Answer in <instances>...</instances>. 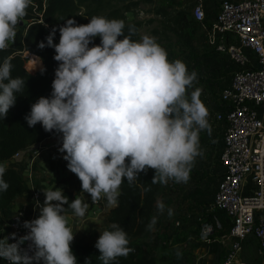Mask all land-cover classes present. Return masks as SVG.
<instances>
[{
  "label": "trees",
  "instance_id": "obj_1",
  "mask_svg": "<svg viewBox=\"0 0 264 264\" xmlns=\"http://www.w3.org/2000/svg\"><path fill=\"white\" fill-rule=\"evenodd\" d=\"M2 2L0 162L7 163L0 167V213L5 214L26 188L23 174L9 163L13 155L79 121L82 128L100 132L94 143L100 171L108 174L117 193L109 209L105 239L71 243L59 264H157L154 255L142 249L139 238L150 229L153 218L165 220L166 211H154L156 197L164 191L167 179L182 175L165 169L172 136H148L156 115L167 107L168 93L158 46L140 44L143 21L127 19L126 13L138 2ZM173 2L154 11L163 16L168 29L190 43L200 30L198 22ZM25 53L39 57L42 65L27 70ZM26 65L34 64L29 60ZM194 88L195 84H187V91ZM73 162L71 155L65 156L62 169ZM91 178L77 168L68 179H51L49 195L43 198L45 206L59 212L77 210L82 204L77 194ZM71 182L77 185L76 191L59 187ZM34 188L42 190L39 185ZM214 218L221 224L215 227L217 234H227L231 221L226 214L217 209L208 212L207 221L214 223ZM247 241L252 242V236L243 245ZM182 259L178 255V264L185 263Z\"/></svg>",
  "mask_w": 264,
  "mask_h": 264
},
{
  "label": "built area",
  "instance_id": "obj_2",
  "mask_svg": "<svg viewBox=\"0 0 264 264\" xmlns=\"http://www.w3.org/2000/svg\"><path fill=\"white\" fill-rule=\"evenodd\" d=\"M190 13L198 22L206 45L226 60L229 79L218 93L222 107L214 113L221 124L222 172L212 194V210H221L231 221L224 258L218 264H247L240 256L243 242L253 235L264 261V0H216L208 12L203 0H194ZM208 14H211L209 17ZM2 43L0 42V45ZM27 57L28 53L24 54ZM42 65L39 57L35 56ZM26 67L35 71L39 65ZM65 143L29 147L32 158L48 151L65 157ZM22 150L16 152V159ZM44 195L49 189L32 187L28 211L12 213L3 232L0 264H49L51 244L49 221L34 219L45 209ZM92 217L100 211L101 201H87ZM176 226L179 220L174 222ZM220 228L218 219L205 222L199 234L207 238ZM264 264V262H263Z\"/></svg>",
  "mask_w": 264,
  "mask_h": 264
},
{
  "label": "rangeland",
  "instance_id": "obj_3",
  "mask_svg": "<svg viewBox=\"0 0 264 264\" xmlns=\"http://www.w3.org/2000/svg\"><path fill=\"white\" fill-rule=\"evenodd\" d=\"M135 1L138 4L126 13L127 19L143 21L139 29L140 44L155 43L158 46L157 57L168 93L167 107L156 115L148 136H172L165 169L168 173L182 175L170 180L169 185L174 188L169 190L168 217L159 222L153 218L150 229L139 241L147 254L154 255L157 264H178V255H183L184 259L180 261L184 264H218L227 252L228 241L219 236L216 229L203 239L199 230L208 222L212 194L222 172L223 130L214 113L222 107L217 97L229 77V69L226 60L212 53L206 45L201 30L188 43L177 37L171 27L168 29L163 16L154 11L159 5L174 1L176 9L190 12L193 0ZM35 63H39L37 59ZM182 81L186 85H182ZM187 84H195L194 90L187 91ZM163 199V196L158 198V209L164 203ZM176 220L180 222L178 226L174 224ZM99 229L103 230L102 224ZM250 236L252 242L244 243L241 259L247 264H263L255 239ZM176 250L180 253L176 254Z\"/></svg>",
  "mask_w": 264,
  "mask_h": 264
},
{
  "label": "crops",
  "instance_id": "obj_4",
  "mask_svg": "<svg viewBox=\"0 0 264 264\" xmlns=\"http://www.w3.org/2000/svg\"><path fill=\"white\" fill-rule=\"evenodd\" d=\"M206 10L211 13L216 0H203ZM194 2V0H193ZM3 2H0V13ZM230 76V74H229ZM225 80L224 84L228 81ZM102 130V127L98 128ZM100 138L99 131L87 130L81 127V122H70L69 126L62 127L54 134L40 141L41 144L65 143V156L71 155L73 164L67 169H62L63 158H57L48 151H42L32 158L29 147L22 150L19 157L9 160V163L17 168L25 177L26 188L22 194L17 196L8 206L6 213H0V258L3 248V232L6 228L9 216L19 210L28 211L31 205L32 187L42 186V190L48 189L51 179H68L69 173L77 168H82L88 172L92 178L78 192L82 199L81 206L74 211H54L49 204L38 213L34 219L37 225L41 219L49 221V231L51 235V246L48 256L49 264H59L64 256L66 248L73 242L99 243L105 239V227L108 225L109 209L115 204L116 189L112 186L110 178L106 172L100 171L97 150L94 143ZM7 161L0 162V167ZM223 170V169H222ZM58 172L53 175L52 173ZM170 180L164 182L165 189L156 197L154 211L168 214L171 206L169 194L171 187ZM169 186V187H168ZM59 187L76 191L77 185L73 182ZM168 187V188H167ZM168 190V191H167ZM163 196V204L158 209L157 200ZM98 198L101 201L100 211L97 219L92 217L87 201L91 198ZM168 217V216H167ZM102 224L103 230L99 229ZM101 236H103L101 238ZM102 239V240H101ZM99 240V241H98ZM174 247V246H173ZM172 247V248H173ZM175 253V252H174ZM180 251L176 250V254Z\"/></svg>",
  "mask_w": 264,
  "mask_h": 264
},
{
  "label": "bare ground",
  "instance_id": "obj_5",
  "mask_svg": "<svg viewBox=\"0 0 264 264\" xmlns=\"http://www.w3.org/2000/svg\"><path fill=\"white\" fill-rule=\"evenodd\" d=\"M28 59L30 60V62H31L32 64H34V65L37 64V63H35V61H36V57H35V55H33V54H29V53H28ZM38 65L40 66V64H38ZM38 65H36V67H37Z\"/></svg>",
  "mask_w": 264,
  "mask_h": 264
}]
</instances>
